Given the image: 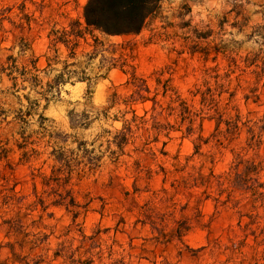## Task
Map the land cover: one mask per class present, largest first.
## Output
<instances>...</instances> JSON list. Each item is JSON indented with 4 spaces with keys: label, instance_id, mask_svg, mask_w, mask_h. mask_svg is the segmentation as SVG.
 Listing matches in <instances>:
<instances>
[{
    "label": "rangeland",
    "instance_id": "rangeland-1",
    "mask_svg": "<svg viewBox=\"0 0 264 264\" xmlns=\"http://www.w3.org/2000/svg\"><path fill=\"white\" fill-rule=\"evenodd\" d=\"M86 2L0 0V65L37 70L0 76V264L10 245L28 264H264L263 208L221 192L239 151L264 166L242 127L264 115V0H161L121 37L84 32Z\"/></svg>",
    "mask_w": 264,
    "mask_h": 264
},
{
    "label": "trees",
    "instance_id": "trees-1",
    "mask_svg": "<svg viewBox=\"0 0 264 264\" xmlns=\"http://www.w3.org/2000/svg\"><path fill=\"white\" fill-rule=\"evenodd\" d=\"M160 2L161 0H87L83 9V30L88 33L93 31L98 32L109 37L138 35L143 29L146 20L156 11ZM55 43H59V41L57 40ZM68 43L70 42H67L65 45H68ZM11 63L12 65L9 66L0 65V76L6 71L8 72V77L16 75V77L10 78L11 82H13L12 87L17 88V79L19 78L22 79V82H28L31 85L34 84L35 78H32L31 73L33 71H37L34 62L32 63L30 70H26L25 68L18 69L15 66V62L12 61ZM138 81L139 79L135 78V76L131 77V84H135ZM135 95H137L141 101L146 100V98L140 94V91L136 92ZM18 114H20V112ZM0 115H2L1 110ZM22 116L24 115H20L18 120H24V118H21ZM239 121L240 118L238 116H236L234 121L228 120L226 123L227 130L224 133L217 132V134L225 137L226 140H228L229 137L232 140L234 136L240 135L242 132V128L238 127ZM258 124H261V127H257ZM242 127L246 129L245 133L248 136L246 139V150L251 149L254 151V158H257L258 149L261 145V138L264 135V115L256 123L250 125L249 121L243 124ZM197 150L196 146L195 153ZM4 153L5 150L0 147V158H3L2 155ZM263 168L264 166L262 165V162H256L255 159L245 160L244 156H241L240 151L235 154L232 165L229 168V172L224 178V181L228 184V189L221 191L227 193L226 201L224 203L222 202V204L232 203L233 196L236 195L238 191H241V194L247 193L251 196L252 206L250 210L255 211L257 208H263L264 210V183L259 182L261 179L260 174L263 171ZM221 192L220 194H222ZM60 201V203H65L64 205L66 208L74 205L73 199L71 198L68 199L67 203L66 200L61 199ZM219 203L220 202L217 200V204ZM55 205L62 206V204L59 203ZM239 205L240 203L236 202L233 207L237 209L240 207ZM246 205L247 204L244 206ZM250 218L251 223L246 225L247 230H249L253 225H257V223L261 220V218L257 216H250ZM147 220L152 227L156 226V223L152 222V216L149 215ZM16 225L17 222L14 221L9 223L11 232L16 231L12 228L17 227ZM188 231V229L184 230V232ZM249 235L253 237V242L256 245V248H262V261H264V223L262 224V228L258 230L257 228L250 230ZM38 237V234L33 236L34 241L31 250H35L43 243L41 239H38ZM83 239L85 242L87 241L85 237ZM7 248L10 252V261L12 264H28L26 263V257L20 258L15 254L14 246L10 245L7 246ZM60 252H56L54 254V258L60 257V255H62ZM64 255L71 262V264H95L96 256L93 252H90V250H84L83 253L75 251L68 256L67 252H65ZM64 255L63 257H65ZM252 257L254 258V256ZM1 264H6V262ZM37 264H40V262H37ZM120 264H123L122 260L120 261Z\"/></svg>",
    "mask_w": 264,
    "mask_h": 264
},
{
    "label": "crops",
    "instance_id": "crops-1",
    "mask_svg": "<svg viewBox=\"0 0 264 264\" xmlns=\"http://www.w3.org/2000/svg\"><path fill=\"white\" fill-rule=\"evenodd\" d=\"M207 1V0H206Z\"/></svg>",
    "mask_w": 264,
    "mask_h": 264
}]
</instances>
